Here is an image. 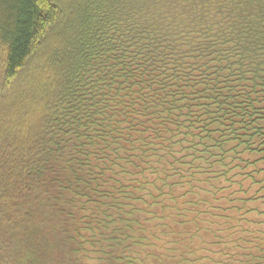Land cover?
<instances>
[{"label": "trees", "instance_id": "obj_1", "mask_svg": "<svg viewBox=\"0 0 264 264\" xmlns=\"http://www.w3.org/2000/svg\"><path fill=\"white\" fill-rule=\"evenodd\" d=\"M0 264H264V0H0Z\"/></svg>", "mask_w": 264, "mask_h": 264}]
</instances>
